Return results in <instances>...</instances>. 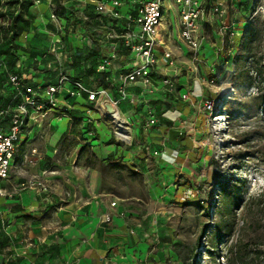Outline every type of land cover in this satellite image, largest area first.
<instances>
[{
	"label": "rangeland",
	"instance_id": "1",
	"mask_svg": "<svg viewBox=\"0 0 264 264\" xmlns=\"http://www.w3.org/2000/svg\"><path fill=\"white\" fill-rule=\"evenodd\" d=\"M196 1L203 6L197 52L183 36L180 9L172 0L165 2L163 27L174 67L161 63L158 68L168 72L177 89L167 102L174 96L178 110L187 106L192 110V117L182 122L187 140L179 142L177 169L165 172L159 156L141 155L149 143L138 117L131 120L133 129L122 131L129 141L135 136L130 147L124 146L113 140L111 124L79 97L69 99L74 103L72 126L68 118H51L27 142L23 135L18 172L0 187L14 191L16 184L18 190L33 191L45 184L60 191L57 198L68 200L75 192L70 178L95 164L112 202L132 213L133 224L139 221L150 239L158 240L163 264H231L236 244L241 255L233 264H264V0ZM80 11L77 0H0V56L10 50L9 39L17 30H27L30 34L23 39H31L28 51L47 57L40 61L23 55L17 45L15 56L0 62V111L9 106V91L2 89L6 71L28 64L33 76L26 80L41 83L38 76L55 75L61 56H67L73 69L72 46L79 34L86 33V25L68 15ZM55 35L62 42L66 37L68 52L64 48L52 53ZM95 75L92 71L83 77L92 88L99 84ZM157 85L162 87V82L157 80ZM136 88L150 96L141 82ZM58 110L64 111L65 105ZM109 140L114 143L110 150L119 149L126 157L98 159L95 153L100 157ZM27 251H18L17 259Z\"/></svg>",
	"mask_w": 264,
	"mask_h": 264
},
{
	"label": "crops",
	"instance_id": "2",
	"mask_svg": "<svg viewBox=\"0 0 264 264\" xmlns=\"http://www.w3.org/2000/svg\"><path fill=\"white\" fill-rule=\"evenodd\" d=\"M77 3L80 10L92 12L93 5L88 0H77ZM12 29L14 30L13 27ZM29 34L27 30H17L16 35L9 39L10 56L17 52V45L24 49L23 55L31 54V51H28L31 47V39H23ZM0 41L3 42L2 36ZM62 46L68 52L66 37L63 38ZM72 47L76 49L73 69H69L67 58L66 70H71V75L83 81L87 73L96 71L97 79L99 76L97 68L108 54L107 51L97 44L86 48L78 38ZM31 55L40 58L37 60L47 61V57H42L44 52ZM86 68H90L88 72ZM12 73L21 79H31L33 76V73L28 71V64H24L20 70H14ZM8 75L9 72H5L6 80ZM101 77L105 78V75ZM130 92V98L121 102V113L129 122L134 116L138 117L147 135L146 140L152 145L151 150L161 152L160 168L165 172H172L177 169L176 165L180 157L179 142L183 144L187 140L185 136L187 126H183L182 122L192 117L191 108L179 101L178 104L182 103L187 107L178 110L175 104L178 98L174 96L169 97V102L150 101L146 108H153L157 112L160 126L146 128L144 124L147 117L143 113L144 105L138 102L140 92L133 87L130 88ZM73 104L70 110L74 117ZM29 138H26L25 142ZM133 138L135 139L134 135ZM113 140L117 142L114 138ZM113 140L103 143L100 157L95 153L98 159L104 161L126 157L119 153V149L110 150V147L114 146ZM141 155L144 158L149 157L147 152ZM142 156L138 155V157ZM183 157L184 155L181 158ZM16 162L10 178L12 174L18 172L17 157ZM132 164L138 167L136 163L132 162ZM133 165L130 164L128 167L131 168ZM70 181L75 184V192L68 200L57 198L60 191L47 188L45 184L43 187L32 189L33 191L28 188L25 191L18 190L16 184L12 185L15 186L14 191L12 188L0 187V264H163L158 240L146 238L148 231L139 221L133 224L132 213L118 206L117 202H115L116 210L110 206L114 202L108 197L105 191L107 183L104 185L95 164L78 170ZM4 195L5 198H2ZM121 214H123L122 218ZM103 215H112L114 220L101 225L100 219ZM24 248L28 249L27 256L17 259V252Z\"/></svg>",
	"mask_w": 264,
	"mask_h": 264
},
{
	"label": "built area",
	"instance_id": "3",
	"mask_svg": "<svg viewBox=\"0 0 264 264\" xmlns=\"http://www.w3.org/2000/svg\"><path fill=\"white\" fill-rule=\"evenodd\" d=\"M172 1L180 9L183 36L190 49L197 52L200 44L197 38L198 20L203 14V6L196 0ZM88 2L93 5L91 13L70 12L68 18L85 23L86 33L78 35L83 45L92 47L97 44L108 53L97 68L98 87L90 88L82 79L68 74L67 56L58 58L55 75L40 77L43 80L41 83L21 79L18 75L9 73L7 84L4 86H9L8 90L12 92V96L8 108L0 111V182L8 181L16 167L17 151L23 135L29 138L32 132L43 131L51 118H68L70 126L73 125L74 117L69 99L86 97L92 110L111 124L113 138L118 143L130 147L134 138L129 141L119 127L123 125L129 130L134 127L120 111L121 102L130 98V88L139 90L136 83L141 82L144 90L148 89L150 96L146 97L145 91L139 90L138 99L139 104L144 105L146 128L160 126L157 112L153 108H146L147 104L150 101L167 102V96L177 92L168 72L158 68L161 63L169 69L174 67L173 55L168 47L167 30H164L163 25L166 0ZM63 50L62 38L55 35L52 53ZM102 75H105V78L101 77ZM157 80L162 82V87L157 85ZM103 83L108 84V88H105ZM161 89L164 91L161 92ZM62 103L65 110L59 111V105ZM107 104L115 109L113 114L108 112ZM123 118L122 124H117ZM93 122L95 121L92 120L91 123ZM151 147V144L146 147L149 157L161 154L160 151H152ZM110 206L115 208L117 203H111ZM122 216L123 214L121 218ZM113 220L114 216L103 215L100 224ZM146 238L150 237L147 235Z\"/></svg>",
	"mask_w": 264,
	"mask_h": 264
},
{
	"label": "trees",
	"instance_id": "4",
	"mask_svg": "<svg viewBox=\"0 0 264 264\" xmlns=\"http://www.w3.org/2000/svg\"><path fill=\"white\" fill-rule=\"evenodd\" d=\"M15 35H16V34H15ZM10 49H11V48H10ZM9 51H10V50H9ZM9 51H8L7 53H5V54H3V55L0 56V62H3V63H4L5 61H7L8 56H10V54H8ZM14 56H15V54L11 55L10 57H14ZM5 65H7V64H5ZM12 71H14V70L11 69V70L9 71V73H12ZM6 72L8 73V71H6ZM7 81H8V78H7V80H5V81L3 82L2 89H7V90H8L9 86H8V87H5V86H4V85L7 84ZM8 91H9V90H8ZM9 93H10V95H9V97L6 99V101H8V103H9V100H11V96H12V92L10 91ZM230 253H231V258L229 259V263L233 264V263L235 262V260L240 259L241 252H240V250H239L238 244H236V245L232 248V250H231ZM233 256H235V259L233 258ZM223 258L225 259V257H223Z\"/></svg>",
	"mask_w": 264,
	"mask_h": 264
},
{
	"label": "bare ground",
	"instance_id": "5",
	"mask_svg": "<svg viewBox=\"0 0 264 264\" xmlns=\"http://www.w3.org/2000/svg\"><path fill=\"white\" fill-rule=\"evenodd\" d=\"M123 121H124V118H123L121 121H118L117 124H120V123L123 122ZM121 124H122V123H121ZM119 127H120V131H121V132H122L123 130L127 131V129H128V127L126 128V127H124L123 125H120Z\"/></svg>",
	"mask_w": 264,
	"mask_h": 264
},
{
	"label": "water",
	"instance_id": "6",
	"mask_svg": "<svg viewBox=\"0 0 264 264\" xmlns=\"http://www.w3.org/2000/svg\"><path fill=\"white\" fill-rule=\"evenodd\" d=\"M107 109H108V112L110 113V114H113L114 112H115V109L110 105V104H107Z\"/></svg>",
	"mask_w": 264,
	"mask_h": 264
}]
</instances>
